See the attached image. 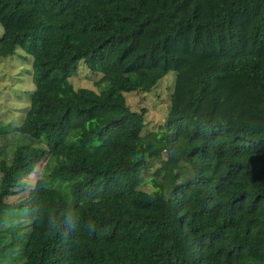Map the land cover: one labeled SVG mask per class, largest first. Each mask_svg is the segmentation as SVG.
Segmentation results:
<instances>
[{
    "label": "trees",
    "instance_id": "1",
    "mask_svg": "<svg viewBox=\"0 0 264 264\" xmlns=\"http://www.w3.org/2000/svg\"><path fill=\"white\" fill-rule=\"evenodd\" d=\"M0 25V56L29 54L34 84L0 157V215L31 221L0 256L264 264V0H0ZM79 60L96 90L72 86ZM169 70L161 128L143 132L124 92Z\"/></svg>",
    "mask_w": 264,
    "mask_h": 264
},
{
    "label": "rangeland",
    "instance_id": "2",
    "mask_svg": "<svg viewBox=\"0 0 264 264\" xmlns=\"http://www.w3.org/2000/svg\"><path fill=\"white\" fill-rule=\"evenodd\" d=\"M1 31L2 27L0 25V34ZM30 61L31 56L29 54L26 55V58L21 57V49L19 47L15 48L13 54L5 57L0 56V124H10L7 128H0V148L4 151L0 152V157L9 156L10 149L15 142V136L9 129L21 122L29 105L30 93L34 88L31 79ZM99 73L98 71L90 70L79 60L76 64L75 72L69 76V80L73 87L83 86L96 90L95 81ZM173 77L174 73L169 70L148 91L124 92L125 99L132 109L138 110L140 107H145L146 109L143 132L147 130H160L166 114ZM42 163L43 160L27 175L28 187L37 176ZM182 164H184L186 170L185 174H189L191 171L190 166L185 163ZM157 166H159V162L154 161L147 167L148 174L144 173V176L150 177V174ZM149 185L150 183L144 184L142 187L148 189ZM25 193L26 190L11 195L6 200L10 202L17 201ZM30 221V212L6 210L2 213L0 215V244H7L11 240V235L15 234L18 230L24 231L25 235ZM0 264H22L21 245L18 242L10 246L7 245L2 256H0Z\"/></svg>",
    "mask_w": 264,
    "mask_h": 264
},
{
    "label": "clouds",
    "instance_id": "3",
    "mask_svg": "<svg viewBox=\"0 0 264 264\" xmlns=\"http://www.w3.org/2000/svg\"><path fill=\"white\" fill-rule=\"evenodd\" d=\"M67 229L70 230V231L76 229L75 226H74L73 221L69 220Z\"/></svg>",
    "mask_w": 264,
    "mask_h": 264
}]
</instances>
